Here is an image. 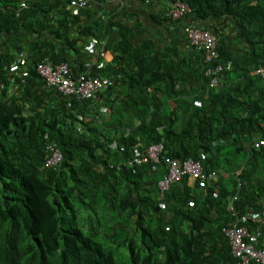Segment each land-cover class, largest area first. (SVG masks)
I'll return each instance as SVG.
<instances>
[{"label":"trees","instance_id":"obj_1","mask_svg":"<svg viewBox=\"0 0 264 264\" xmlns=\"http://www.w3.org/2000/svg\"><path fill=\"white\" fill-rule=\"evenodd\" d=\"M138 1L157 23L186 17L217 34V60L192 45L136 43L125 21L139 16L123 2L87 25L91 2L74 14L72 0H0V264H242L224 231L234 224L259 228L263 246L264 79L254 72L264 68V0ZM177 1L190 11L173 19ZM90 38L107 40L112 62L86 61ZM15 46L27 62L12 72ZM43 62L114 83L66 95L38 73ZM158 143L160 163H130ZM50 146L63 159L47 167ZM165 157L192 158L218 179L184 178L162 194Z\"/></svg>","mask_w":264,"mask_h":264},{"label":"built area","instance_id":"obj_2","mask_svg":"<svg viewBox=\"0 0 264 264\" xmlns=\"http://www.w3.org/2000/svg\"><path fill=\"white\" fill-rule=\"evenodd\" d=\"M92 0H72L70 8L74 14H79L82 9L88 6ZM190 11V7L187 3L177 1L174 3L170 10V15L174 18H181L186 15V12ZM186 34L188 35L190 44L198 51L202 52L204 61L206 63H212L218 58V36L214 35L210 30H204L201 28H186ZM104 40H98L93 38L87 50L90 53L105 55ZM25 58H20L16 63L12 64L10 70L17 72L22 66L26 64ZM231 64L227 63L226 68H230ZM224 66L217 65L215 68L209 67L206 71L207 76L217 75ZM38 73L50 86L55 87L59 92L66 95H74L78 98H92L97 93L109 88L113 85L112 78H103L100 76H90L86 73L80 74L75 77L68 63L63 62L57 65H53L51 62H43L37 66ZM254 73L262 76L264 79V68L257 69ZM24 75L27 72L23 73ZM217 83L215 80L210 82L211 86H215ZM264 144V140H261L256 146ZM164 149L162 143L152 144L147 147L146 153L141 154L138 150L135 151L136 156L130 163H160L161 153ZM51 154L48 157L45 165L52 167L58 165L63 155L59 148L56 146H50ZM168 167V171L162 180L159 181V188L162 194H164L174 183L187 178L190 184H198L201 187L207 186L211 180L218 179V174L215 171H207L203 165L192 158L180 160L171 157H165L163 159ZM237 196L233 197L235 200ZM230 209H233V204H230ZM257 214H253L252 218ZM261 222L264 224V211L260 216ZM225 234L230 240L233 254L240 258L242 264H252L253 261L259 264H264V248L258 246L259 240L262 237L260 229L255 231L250 230L247 226H240L234 224L233 226L224 229Z\"/></svg>","mask_w":264,"mask_h":264},{"label":"crops","instance_id":"obj_3","mask_svg":"<svg viewBox=\"0 0 264 264\" xmlns=\"http://www.w3.org/2000/svg\"><path fill=\"white\" fill-rule=\"evenodd\" d=\"M123 2V3H122ZM122 3V5H125L127 7V10L131 13H137L139 16L138 19H126L127 25L133 26L136 31V39L134 40L136 43H142L145 39H154L156 42V50L160 49L162 46L165 45H171L182 48L183 50L191 51L194 48L191 46L189 39L186 36L185 33V27L189 24H194L196 26L198 25V22H192L191 18H184L181 20H178L177 23L174 22V20H171L170 22L165 23H157L153 20V13L154 12L149 6H146L144 3L138 1V0H106V2H99L97 0H92L90 3L89 8H91L89 11L90 13H85L81 19L83 24L89 25L91 21H93L92 17L102 15L103 13H108L111 9L117 8L118 5ZM70 9V6L68 7ZM137 24L141 25L142 31L137 29ZM27 33L22 32V36H27ZM118 38V32L115 30L111 33L110 37H108V41H115ZM93 38H90L88 40V43L83 46L80 45V49L85 52V59L87 62H89L91 65L97 64L98 68L104 67L106 64L112 62L115 55L110 50H105V55L100 56L99 54L90 53L87 50V45L90 44ZM98 39V38H97ZM102 39V38H101ZM98 39V40H101ZM4 40V35L0 33V43H2ZM105 42L106 39H102ZM107 43V42H106ZM63 47V46H61ZM106 48V45H105ZM14 51L16 54H18V60L20 58H25V55L23 54L22 50L18 48L17 46L14 47ZM214 87V86H213ZM14 90H20L16 87ZM264 207V205H263ZM257 214V213H256ZM259 215L254 216L252 218L253 220H256ZM259 218H261L259 216ZM258 220L261 222V219ZM256 222V221H255ZM262 223V222H261ZM259 229V228H257ZM256 229V230H257ZM263 248H264V241H263Z\"/></svg>","mask_w":264,"mask_h":264},{"label":"rangeland","instance_id":"obj_4","mask_svg":"<svg viewBox=\"0 0 264 264\" xmlns=\"http://www.w3.org/2000/svg\"><path fill=\"white\" fill-rule=\"evenodd\" d=\"M183 17H185V16H183ZM172 18H173V19H177V18H174L173 16H172ZM187 27L199 28V26H196V25H194V24L191 23V24H189L188 26L185 27V29H184V30H185V33H186V28H187ZM211 32H212V31H211ZM212 33H213V32H212ZM213 34L217 36V34H215V33H213ZM186 35H187V34H186ZM187 38H188V35H187ZM188 39H189V38H188Z\"/></svg>","mask_w":264,"mask_h":264}]
</instances>
